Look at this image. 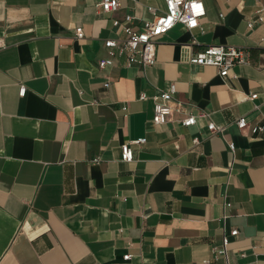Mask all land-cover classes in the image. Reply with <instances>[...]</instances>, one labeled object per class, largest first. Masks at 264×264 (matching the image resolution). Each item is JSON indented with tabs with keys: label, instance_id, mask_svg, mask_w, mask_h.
<instances>
[{
	"label": "crops",
	"instance_id": "obj_1",
	"mask_svg": "<svg viewBox=\"0 0 264 264\" xmlns=\"http://www.w3.org/2000/svg\"><path fill=\"white\" fill-rule=\"evenodd\" d=\"M202 1L201 29L177 23L154 64L100 69L113 18H148L163 0L112 13L98 0H0V264H219L211 247L233 228L227 262L264 264V128L250 131L264 127V26H247L264 0ZM211 44L245 46L250 61L225 77L189 61ZM170 83L183 105L154 124ZM211 121L226 127L209 135ZM142 137L122 160L121 144Z\"/></svg>",
	"mask_w": 264,
	"mask_h": 264
},
{
	"label": "built area",
	"instance_id": "obj_2",
	"mask_svg": "<svg viewBox=\"0 0 264 264\" xmlns=\"http://www.w3.org/2000/svg\"><path fill=\"white\" fill-rule=\"evenodd\" d=\"M164 9L159 10L152 5H146V10L150 16L148 18H140L132 13H126L122 20L113 18L112 24L116 26L115 36H107L102 39V44L107 50V56L98 59L97 65L100 69L111 66L116 60L123 59V63L127 66L138 64L142 67L155 63V50L158 38L169 31L177 23L182 24L187 30L199 28L202 18L206 14L205 6L202 0H163ZM120 8V0H98L96 3L97 12L112 13ZM255 23L264 26V8L255 10V17L249 20L247 26L251 28ZM74 37L77 40H84L85 35L81 26L74 28ZM5 44L0 38V48ZM249 50L241 45H220L211 44L191 54L189 61L195 64L212 65L218 69L219 75L225 77L229 74L230 69L239 63H247L250 61ZM107 80L104 86H109ZM175 84L170 83L165 90H160L154 94V108L152 122L154 124L166 123L172 119V114L179 110L183 105L181 101L174 98ZM25 93V86L20 85L19 94ZM141 99L146 98L145 93L139 95ZM250 99H255L257 93H251ZM127 110L126 104L122 106V111ZM196 116L188 114L180 120L185 126L195 124ZM235 125L239 129L248 126L245 116H240L234 120ZM208 134L221 132L225 129V125L207 123ZM263 126L255 125L250 127V131L255 134L263 130ZM145 142V138H137L123 143L120 146L121 159L131 161L134 158L133 144H141ZM193 142H200L198 137L193 138ZM229 150L233 152L234 145L229 143ZM237 228L230 230L228 234H224L220 245H212L210 255L212 258L221 261L219 264H229L226 260L227 244L229 236L237 235ZM130 257L129 253L123 255L124 259ZM209 258L203 260L204 264H209Z\"/></svg>",
	"mask_w": 264,
	"mask_h": 264
}]
</instances>
